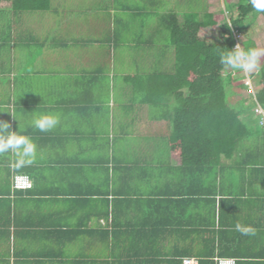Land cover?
Returning <instances> with one entry per match:
<instances>
[{
  "label": "crops",
  "instance_id": "1",
  "mask_svg": "<svg viewBox=\"0 0 264 264\" xmlns=\"http://www.w3.org/2000/svg\"><path fill=\"white\" fill-rule=\"evenodd\" d=\"M25 21L0 30V120L13 131L20 125L37 156L15 168L13 154H0V264H115L103 235L113 221L120 229L165 228L160 243L174 254L165 264L178 261L175 254L197 264H264V168L222 159L207 173L186 171L157 151L163 133L154 116L131 98L122 105L109 95L107 60L89 64L81 36L41 32ZM42 114L58 115V125L32 127ZM17 175L29 176L33 188L13 189ZM237 223L254 234L237 231ZM125 239L120 231L114 244ZM139 258L153 264L151 254Z\"/></svg>",
  "mask_w": 264,
  "mask_h": 264
},
{
  "label": "trees",
  "instance_id": "2",
  "mask_svg": "<svg viewBox=\"0 0 264 264\" xmlns=\"http://www.w3.org/2000/svg\"><path fill=\"white\" fill-rule=\"evenodd\" d=\"M227 3H231L237 12V17L230 21L206 9L201 13L184 14L182 22L173 12L158 15L156 33L159 35L165 30L169 34L170 48L174 52L172 69H168L171 60H165V50L155 49L154 46V52L159 53L150 67L122 76V81L130 86L131 104L155 108V122L161 125L162 130L171 131L166 138L171 158L178 159L181 166L190 172L199 168L207 173L211 168L219 167L222 159L234 161L237 167L264 168V124L262 117L255 113L257 104L264 110V62L257 71L248 74L252 80L259 75L253 96L245 85L247 76L239 77L240 71L233 75L232 70L220 62L221 54L235 48L239 42L237 37H244L240 45L245 50L256 48L255 42L246 38L245 24L256 10L249 0ZM50 11L51 0H0V18L8 23L2 24L3 21H0V30L11 31L14 27H22L23 17L27 13ZM260 15L264 20V13ZM209 28L219 31L218 43L211 44L200 37V33ZM30 32L27 34L31 35ZM100 76L107 78L102 72ZM229 86L253 98L244 111H237L228 105L226 89ZM111 210L114 215L112 207ZM109 215L107 205V223ZM111 226L110 230H104L103 235L113 241L110 248L112 254H116L115 264H142L139 260L141 254L153 255V264H165V257L174 256L165 248V244L160 243L161 237L165 236V228L160 225L136 229L131 224L129 228L120 229L113 221ZM120 231L127 239L123 244L116 245L114 239ZM143 237L151 243L137 244L132 239ZM190 254L186 252L184 255ZM175 256L178 261L171 259V263H184L180 258L182 255Z\"/></svg>",
  "mask_w": 264,
  "mask_h": 264
},
{
  "label": "rangeland",
  "instance_id": "3",
  "mask_svg": "<svg viewBox=\"0 0 264 264\" xmlns=\"http://www.w3.org/2000/svg\"><path fill=\"white\" fill-rule=\"evenodd\" d=\"M230 1L232 0H51L52 9L56 11L27 13L23 20H28L30 26L38 25L41 32L56 30L61 36L62 34L81 36L87 48L85 54L90 59L89 64H94L96 57L100 62L107 60L106 62L109 63L104 64L108 73L111 72L109 95L115 97L117 104L124 105L127 103L126 98L129 99L132 95L130 86L122 81V76L145 70L146 68L140 65V62L146 59L150 67L159 53L156 50L154 52L152 49L154 46L155 49L158 47L165 50L163 54L165 60H171L168 69H172L174 52L170 48L169 34L165 30H162L159 35L156 33L158 15L173 12L182 22L184 14L201 13L206 9L230 21L237 17L235 8L231 6V3H227ZM0 21H3L2 24H8L1 18ZM24 21L22 23L26 25ZM245 24L246 38L254 41L256 48L264 49V20L260 13H252ZM200 37L211 44L220 41L219 31L212 28L203 30ZM138 38H140L139 42H136ZM105 39L109 41V44L104 42ZM243 39L244 37H237L239 45ZM97 40L102 42L95 44L94 41ZM111 49L113 53L110 52ZM263 62L264 56L261 57L260 64ZM243 75L248 74L243 72L238 74L239 77ZM258 78L259 75H256L251 81L253 90ZM226 94L228 105L240 112L244 111L253 99L247 93L239 92L231 86L227 87ZM144 109L149 112L148 117L154 116L156 112L155 108L150 106H145ZM145 117L147 118V114L142 116V118ZM161 132L163 135L160 133L157 146L162 150L157 151L160 155H164L165 150L168 151L166 138L171 131L164 128ZM153 153L154 149H152Z\"/></svg>",
  "mask_w": 264,
  "mask_h": 264
},
{
  "label": "clouds",
  "instance_id": "4",
  "mask_svg": "<svg viewBox=\"0 0 264 264\" xmlns=\"http://www.w3.org/2000/svg\"><path fill=\"white\" fill-rule=\"evenodd\" d=\"M251 7L257 13H264V0H249ZM264 56V49L249 48L245 50L241 45H236L234 49L221 54L220 62L226 68L232 70L235 75L237 71L251 74L260 67V59ZM10 112L13 117L14 114ZM59 123V116L56 114H42L34 118L31 122L32 127L47 132L55 128ZM11 153L15 156L13 167L31 165L37 156V145L30 136L21 134L19 125L18 131L11 130V124L8 121L0 120V154ZM236 230L242 234H254V229L250 226L236 224Z\"/></svg>",
  "mask_w": 264,
  "mask_h": 264
},
{
  "label": "built area",
  "instance_id": "5",
  "mask_svg": "<svg viewBox=\"0 0 264 264\" xmlns=\"http://www.w3.org/2000/svg\"><path fill=\"white\" fill-rule=\"evenodd\" d=\"M236 45H238V43H236ZM236 45H235V47H236ZM246 76H247V79H246L245 85L247 87H249L250 92L253 96L254 90L251 86L252 79L249 78L248 75H246ZM255 113L258 116L262 117V124H264V110L258 104L256 105ZM32 187H33L32 181L28 176L17 175L14 177L13 189H15V190H29ZM183 262H184L183 264H197V262L194 259H186ZM217 264H236V262H235V260L221 259V260H218Z\"/></svg>",
  "mask_w": 264,
  "mask_h": 264
}]
</instances>
